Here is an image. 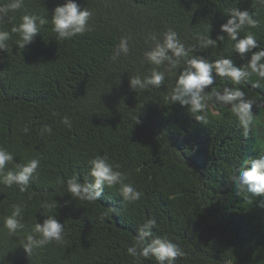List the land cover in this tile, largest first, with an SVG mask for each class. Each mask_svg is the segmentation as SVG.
Returning a JSON list of instances; mask_svg holds the SVG:
<instances>
[{
	"label": "trees",
	"instance_id": "16d2710c",
	"mask_svg": "<svg viewBox=\"0 0 264 264\" xmlns=\"http://www.w3.org/2000/svg\"><path fill=\"white\" fill-rule=\"evenodd\" d=\"M76 2L92 12V30L71 39L58 40L50 22L65 0H25L5 25L10 31L25 12L49 20L23 50L15 35L0 50V146L15 156L6 171L15 163L40 161L27 192L0 183V264H138L127 249L148 219L156 220L155 235L178 243L185 253L176 264H264V195L238 194L230 179L243 160L264 155V108L254 105L256 117L245 136L230 106L215 103L214 97L207 101L206 123L169 100L191 55L247 64L251 54L241 60L220 26L231 9L248 10L258 24L245 26L241 36L252 32L264 47V5L257 0ZM169 29L195 51L175 66L151 64L144 53ZM219 34L225 39L215 47L199 46L201 37ZM121 38L128 39L129 52L113 59ZM154 68L166 73L161 87L130 89V78L143 79ZM257 79L253 75L241 87L259 102L264 101V80L256 88ZM232 86L217 77L206 91L211 96ZM65 116L71 128L61 123ZM45 125L50 134L42 131ZM98 154L127 174L125 182L143 194L139 200L124 201L118 185L105 187L95 203L71 198L60 181L77 173L83 182L88 160ZM56 202L57 207H43ZM15 204L24 205L25 229L10 235L3 219ZM106 211L109 215L101 219ZM48 215L64 225V241L27 256L21 241ZM139 264L156 261L141 258Z\"/></svg>",
	"mask_w": 264,
	"mask_h": 264
},
{
	"label": "clouds",
	"instance_id": "9594fccd",
	"mask_svg": "<svg viewBox=\"0 0 264 264\" xmlns=\"http://www.w3.org/2000/svg\"><path fill=\"white\" fill-rule=\"evenodd\" d=\"M257 3L264 5V0H257ZM25 0H0V50L8 48V42L17 38L15 44L19 49H24L25 45L33 41L34 37L41 33L49 20L35 13L25 12L20 17L18 24H13L10 31L5 25L13 19L12 15L23 9ZM227 15L229 19L220 26V32L226 33L227 38L233 41V51L241 60L246 59V54H251L246 65L237 66L230 57H221L210 61L202 55H191L187 60V66L178 75L176 86L171 93L169 100L171 103L179 102L181 106H187L188 111L198 122L206 123V113L208 111V100H212L222 106H230L231 112L238 120L239 126L247 136L250 126L254 123L256 113L253 111L254 105L264 108V101H254L246 97V93L241 87L249 81L250 77H258L253 87H260V81L264 80V47H261L256 36L252 32H244L245 26L249 28L257 27L258 21L254 19L248 10L231 9ZM92 12L87 7H81L76 0H65L62 6H57L51 17L52 31L58 40L71 39L76 35H83L92 30L89 23ZM211 27L209 28L210 31ZM155 40V37H150ZM225 36L219 34L215 39L210 36L200 38L201 48L215 47L218 41H223ZM255 49V51H253ZM195 48H186L181 42L178 34L169 29L163 34V40L156 41L151 50L144 53L145 59L151 64L160 66L167 62L175 66L179 60L189 57ZM129 52V41L121 38L116 47L113 59L122 53ZM217 77L227 78L231 81L232 87H225L222 91H213L212 95L207 94L206 89L214 86ZM166 73L155 68L151 74L143 79L140 76H133L129 79L130 89H145L149 86L159 88L164 83ZM212 88V87H211ZM68 128L71 122L67 116L61 120ZM141 123L136 118V124ZM23 133H28L29 128L25 126ZM44 133H51L50 126L42 128ZM14 153L5 146H0V183L11 188L15 185L21 193L29 190L31 181L40 166V161L31 159L26 163H15L14 170H7L6 166L14 163ZM89 171L84 181L81 182L79 174L74 173L66 181L61 180V184H66V191L71 198L81 202L95 203L102 196L104 188L119 186L120 196L124 201L134 202L142 197V193L126 183L128 176L119 170L118 165L109 162L106 154L95 155L88 160ZM251 165V167H248ZM239 174L230 177L237 192L246 190L253 195H264V155L257 159H245L241 162ZM70 201H65L67 205ZM57 202L51 205L44 204L45 208L57 207ZM264 207V203L261 204ZM111 213L115 212L114 207H108ZM11 214L4 217L3 226L10 235H16L20 230L25 229L23 223V204L12 206ZM109 211L101 214V219L109 215ZM157 227L155 219H148L138 226L133 244L127 249L130 256L135 258L139 264L141 258H155L156 264H176L178 257H183L185 253L180 245L165 236L155 235L153 229ZM38 234V238H37ZM64 241V225L60 223L55 215H48L42 223H35L30 232H27L21 241L22 248L27 256H30L35 249L42 248L52 242L62 243Z\"/></svg>",
	"mask_w": 264,
	"mask_h": 264
}]
</instances>
